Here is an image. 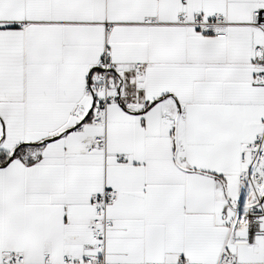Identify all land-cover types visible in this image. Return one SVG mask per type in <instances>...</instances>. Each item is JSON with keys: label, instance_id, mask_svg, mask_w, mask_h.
I'll return each instance as SVG.
<instances>
[{"label": "snow or ice", "instance_id": "snow-or-ice-1", "mask_svg": "<svg viewBox=\"0 0 264 264\" xmlns=\"http://www.w3.org/2000/svg\"><path fill=\"white\" fill-rule=\"evenodd\" d=\"M0 264H264V0H0Z\"/></svg>", "mask_w": 264, "mask_h": 264}]
</instances>
